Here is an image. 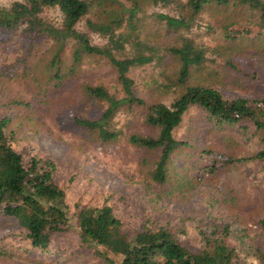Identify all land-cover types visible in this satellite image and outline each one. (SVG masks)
<instances>
[{"label": "rangeland", "instance_id": "rangeland-1", "mask_svg": "<svg viewBox=\"0 0 264 264\" xmlns=\"http://www.w3.org/2000/svg\"><path fill=\"white\" fill-rule=\"evenodd\" d=\"M12 0H0L8 4ZM152 12L151 5H145ZM51 11L49 16L56 17ZM176 14V12H173ZM148 15V14H147ZM257 11L243 6H212L198 16L200 28L190 33L208 50V60L190 83L202 82L225 95L255 100L264 95V29ZM143 36L156 43H173L162 22L146 17ZM83 27V25H81ZM95 43L102 39L94 35ZM49 45L28 52L21 29H0V117L10 118L8 133L26 160L51 158L56 180L65 190L72 214L70 230L47 250L31 247L22 231L0 220V264H103L77 251L78 229L74 212L84 205L108 202L129 231L167 227L194 248L203 246V234L212 225L229 223L227 243L236 247L241 264H263L264 162L252 159L221 165L213 158H243L263 149L259 137L240 130L218 127L200 106L191 107L174 135L190 142L179 149L169 165V181L151 180L157 152L131 144L128 134H156L144 121L147 106L121 111L116 127L120 139L104 142L71 121L74 116L94 118L103 105L84 96L85 84H103L123 95L115 69L108 59L86 57L75 76L43 95L33 78L49 57ZM31 52V53H30ZM230 62V63H229ZM236 66V67H235ZM179 65L171 56L159 63L132 68L136 94L146 105L170 103L182 93L174 87ZM38 94V95H37ZM31 102V106L17 104ZM206 150L213 153L208 155ZM204 155H203V154ZM214 162L215 169L207 167Z\"/></svg>", "mask_w": 264, "mask_h": 264}, {"label": "trees", "instance_id": "trees-1", "mask_svg": "<svg viewBox=\"0 0 264 264\" xmlns=\"http://www.w3.org/2000/svg\"><path fill=\"white\" fill-rule=\"evenodd\" d=\"M148 4L153 7L150 13L145 7ZM231 4L257 11L264 29V0H12L0 4V29H21L28 52L36 45H49L51 55L43 59L45 66H39L33 78L43 95L48 94L47 87H61L75 76L86 57L108 59L123 95L111 93L103 84H85L84 96L100 102L103 110L97 117L74 116L71 121L107 143L124 135L123 129L116 127L121 111L147 106L144 121L156 129V134L131 132L128 140L158 153L149 176L158 185H165L173 155L190 146L174 133L193 106L202 107L216 126L253 132L252 137H259L263 144V149L253 155L217 157L214 162H264V95L255 100L232 98L202 82L190 83L208 60L205 44L190 34L201 27L199 14L215 5ZM51 11L57 12L56 17L49 16ZM146 17L162 22L169 34H177V39L172 44L156 43L143 36ZM94 35L102 43H95ZM166 56L179 65L176 80L170 79V83L182 88V93L169 104L146 105L135 92L130 72L134 67L159 63ZM16 103L31 106L26 100ZM10 120L0 117V220L16 225L31 247L47 250L70 230V205L56 180L55 161L50 157L26 160L8 133ZM214 162L207 167L209 171L215 169ZM73 216L78 229L77 251L91 254L103 264H241L236 247L226 241L231 234L229 223H214L210 234L202 232L203 246L194 248L167 227L127 230L108 202L78 207ZM258 223L264 234V217ZM3 253L0 250V255ZM261 260L264 264V256Z\"/></svg>", "mask_w": 264, "mask_h": 264}]
</instances>
